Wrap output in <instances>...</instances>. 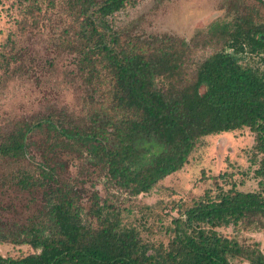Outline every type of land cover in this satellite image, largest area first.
<instances>
[{
    "label": "trees",
    "instance_id": "16d2710c",
    "mask_svg": "<svg viewBox=\"0 0 264 264\" xmlns=\"http://www.w3.org/2000/svg\"><path fill=\"white\" fill-rule=\"evenodd\" d=\"M59 1L70 21L56 44L75 54L78 71L98 100L85 123L69 122L62 114L15 125L0 144V158H27L28 136L45 128L50 149L84 157L104 173L105 183L138 196L180 171L204 137L248 129L258 189L238 190L230 175H219L223 184L215 181L214 190L176 207L178 215L164 228L166 242L146 241L122 224L119 210L99 204L95 195L86 214L73 186L57 173L64 163L36 164L34 172L18 171L11 179L20 190H42V211L25 226L0 225V243L33 252L0 255V264H264L258 239L241 244L219 231L230 226L248 234L264 230V23L258 14L237 10L230 20L225 16L198 31L205 44L221 48L188 76L191 45L183 39L125 38L109 28L106 19L126 0ZM57 3L15 0L8 7L14 31L0 43V71L18 62V37L38 28L45 13L41 5L53 10ZM247 56L258 57L259 64L252 65Z\"/></svg>",
    "mask_w": 264,
    "mask_h": 264
},
{
    "label": "rangeland",
    "instance_id": "374dc122",
    "mask_svg": "<svg viewBox=\"0 0 264 264\" xmlns=\"http://www.w3.org/2000/svg\"><path fill=\"white\" fill-rule=\"evenodd\" d=\"M14 2L2 0L0 4V43L5 41L8 32L14 31L8 8ZM41 6L45 13L38 19V28L18 37V62L11 64L6 72L0 71V144L15 125L48 115L57 119L63 114L69 122L85 123L89 108L98 100V95L86 87L75 54L56 44L70 21L64 14V6L59 0L53 10L47 9L46 4ZM237 10L240 15L257 13L258 21L264 23V6L257 0H126L125 6L106 20L109 28L120 31L125 38L183 39L191 45L185 71L192 76L203 58L221 48L219 44H205V38L197 36L198 31L225 16H230L227 19L230 20L237 15ZM246 60L252 65L259 64L258 57L247 56ZM253 138L248 129L206 136L180 171L164 178L149 193L130 196L105 183L104 173L88 164L84 157L50 149L51 134L45 128L36 129L27 138V158H0V225L25 226L43 207L42 190H20L11 178L18 171L34 172L36 164L58 161L64 163V169H57V173L64 184L73 186L86 214L95 195L99 204L119 210L122 224L137 229L144 240L166 242L164 228L178 215L176 207L191 203L206 190H214L215 181L223 184L217 178L219 175H230L238 190L258 189L254 176L257 166L252 164L256 158ZM219 231L224 235L233 234L241 244H251L250 237L258 239L264 254V230L248 234L240 226L235 229L230 226ZM32 252L28 246L0 243L3 257L16 258Z\"/></svg>",
    "mask_w": 264,
    "mask_h": 264
}]
</instances>
